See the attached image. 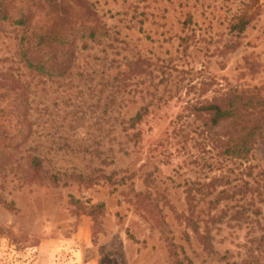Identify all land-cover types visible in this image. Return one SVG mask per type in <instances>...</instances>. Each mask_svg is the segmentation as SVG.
I'll return each instance as SVG.
<instances>
[{"label": "rangeland", "instance_id": "1", "mask_svg": "<svg viewBox=\"0 0 264 264\" xmlns=\"http://www.w3.org/2000/svg\"><path fill=\"white\" fill-rule=\"evenodd\" d=\"M70 1L96 37L60 77L0 22V264H264V141L226 158L196 111L264 97V0Z\"/></svg>", "mask_w": 264, "mask_h": 264}, {"label": "trees", "instance_id": "2", "mask_svg": "<svg viewBox=\"0 0 264 264\" xmlns=\"http://www.w3.org/2000/svg\"><path fill=\"white\" fill-rule=\"evenodd\" d=\"M0 0V22H9L23 28L19 38L18 52L24 66L39 75L60 77L70 68L72 44L79 39H94L96 30L94 16L84 4L85 12L70 0ZM240 30L244 24L240 23ZM21 110L20 103L10 107L0 103V119L10 121V116ZM206 116L210 128L226 126L229 132L219 139V154L245 163L250 160L259 142L264 141V97L232 91L218 101L204 104L196 109ZM141 119L136 114L132 125ZM131 125V126H132ZM1 127V126H0ZM15 134V133H13ZM10 144L0 140V148ZM37 158L31 159L36 167ZM258 190V189H256ZM243 209L236 211L234 218L240 219ZM252 214H259L258 211Z\"/></svg>", "mask_w": 264, "mask_h": 264}]
</instances>
